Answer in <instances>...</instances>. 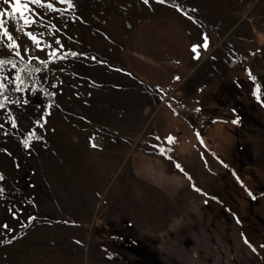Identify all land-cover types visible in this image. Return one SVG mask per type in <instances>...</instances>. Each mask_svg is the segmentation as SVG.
Instances as JSON below:
<instances>
[{
	"label": "rangeland",
	"instance_id": "rangeland-1",
	"mask_svg": "<svg viewBox=\"0 0 264 264\" xmlns=\"http://www.w3.org/2000/svg\"><path fill=\"white\" fill-rule=\"evenodd\" d=\"M175 1L22 0L21 18L0 0V264H264V128L259 142L219 120L195 128L233 170L212 175L181 150L180 173L160 114L189 95L141 80L124 56L140 19L168 13L192 40L185 91L225 80L253 52L264 61V0Z\"/></svg>",
	"mask_w": 264,
	"mask_h": 264
},
{
	"label": "trees",
	"instance_id": "trees-1",
	"mask_svg": "<svg viewBox=\"0 0 264 264\" xmlns=\"http://www.w3.org/2000/svg\"><path fill=\"white\" fill-rule=\"evenodd\" d=\"M163 1L171 5L178 4L175 0ZM254 56L253 60L257 63L256 66L264 68V61L258 58L256 54ZM0 57L3 59L9 58V56H6L2 52H0ZM260 57L264 59V53ZM26 66L32 68L30 65L24 64V68ZM256 66L253 67L249 63L245 69L242 67L234 68L231 72L233 85L221 82L220 80H215L211 85L199 84L187 97V100L184 99L185 106L192 110L206 112L210 120L224 118L233 124V127L229 128V131L236 130L240 136H246L259 142L262 139L258 136H263L259 130L264 128V69H260V73L257 74L254 71ZM237 91L246 94L247 102H230ZM169 108L167 112L164 111L160 114L161 126L159 136L161 144L163 145L164 156L170 162L172 160L177 164H182V160L178 158V152L186 150L210 174H218L220 168L224 165L225 167H229L227 168V173L230 175V172L233 170L231 168L233 167L229 161L224 159L221 153L203 144L198 139L199 137H197L195 126L188 118H183L181 121H177L174 118L173 111L176 110L174 104L171 103ZM223 108H225V112L222 111ZM233 121L236 122L234 123ZM245 151H247V148L241 146L239 154L234 160L235 163L239 162L240 164L243 160L246 162L243 156V152ZM200 157L201 159L199 160L198 158ZM171 163L179 171L175 164L173 162ZM199 208L200 206L194 209V214H197L200 210ZM125 229L126 226L120 224L119 227L111 228L110 230L123 235Z\"/></svg>",
	"mask_w": 264,
	"mask_h": 264
},
{
	"label": "crops",
	"instance_id": "crops-1",
	"mask_svg": "<svg viewBox=\"0 0 264 264\" xmlns=\"http://www.w3.org/2000/svg\"><path fill=\"white\" fill-rule=\"evenodd\" d=\"M244 52L247 54V50ZM124 56L132 73L143 81L173 86L175 77L179 75L182 76V79L175 85V88L181 85V89L183 90L184 88L185 96L190 95L195 90L194 86L185 91V87L183 86V81L188 76L192 58L190 32L173 15L156 13L140 19L127 37L124 45ZM254 57L253 52L249 57L237 60V63L232 68L242 67L245 69L246 65L244 64L253 60ZM231 72L227 79L219 80L233 85ZM240 93L245 94L244 92ZM240 93L238 96H240ZM230 102L234 101L231 100ZM199 111L206 114L202 110ZM216 120H219L221 123L220 126L223 132H228L227 130L233 127V124L224 118L213 119L212 124ZM217 133H219V130L215 132L216 135Z\"/></svg>",
	"mask_w": 264,
	"mask_h": 264
},
{
	"label": "snow or ice",
	"instance_id": "snow-or-ice-1",
	"mask_svg": "<svg viewBox=\"0 0 264 264\" xmlns=\"http://www.w3.org/2000/svg\"><path fill=\"white\" fill-rule=\"evenodd\" d=\"M3 2L5 4H12V13H19L21 18L24 17V11H26L28 9V3H22V0H3ZM61 2H63V0H61ZM145 3L148 2V0H144ZM160 2H163V0H160ZM31 3L33 4H37L39 5L41 3V0H31ZM69 6L71 7V3H69ZM47 7L49 9H51L53 6L51 4H48ZM6 13L5 12H0V17L4 16ZM4 23L5 21L3 19H0V29H3V34L5 36H8L9 39H11V36H9V33L6 29H4ZM25 23H30V21H28L27 19H25ZM28 35L30 37H32L31 33H28ZM33 39H35L34 37H32ZM57 43H59V41H57ZM205 47L207 46L206 44L204 45ZM9 48L15 47V42H13L12 44L8 45ZM197 49V46L194 45L193 46V51L195 52ZM20 53L17 51L16 55H19ZM73 55H75V53H73ZM9 61H4V60H0V65H3L4 63H8ZM13 68H15V64L12 65ZM36 71H39V69H35ZM17 80H19V76H17ZM4 84L0 83V92L3 91L4 89ZM18 91L20 89H17ZM4 107L3 103H0V108ZM234 123L236 121H233ZM13 126H15V123L13 124ZM25 147H27V142H25ZM0 179H3L2 176H0ZM5 227H7V225H5Z\"/></svg>",
	"mask_w": 264,
	"mask_h": 264
},
{
	"label": "built area",
	"instance_id": "built-area-1",
	"mask_svg": "<svg viewBox=\"0 0 264 264\" xmlns=\"http://www.w3.org/2000/svg\"><path fill=\"white\" fill-rule=\"evenodd\" d=\"M181 79L182 76L178 75L175 77L174 84L172 88H170L171 91L175 89V85H177L181 81ZM170 93L171 92L169 91L163 98L168 99ZM170 100L172 101V104H174L176 111L181 115L180 117L188 118L194 124L196 129H198L199 131H207L211 129L212 120H210L205 113L200 112L199 110H192L175 98ZM174 100H176L177 102H175Z\"/></svg>",
	"mask_w": 264,
	"mask_h": 264
}]
</instances>
